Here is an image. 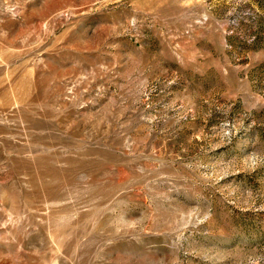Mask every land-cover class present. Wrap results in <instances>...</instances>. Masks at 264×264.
Instances as JSON below:
<instances>
[{
  "label": "rangeland",
  "instance_id": "374dc122",
  "mask_svg": "<svg viewBox=\"0 0 264 264\" xmlns=\"http://www.w3.org/2000/svg\"><path fill=\"white\" fill-rule=\"evenodd\" d=\"M0 264H264V0H0Z\"/></svg>",
  "mask_w": 264,
  "mask_h": 264
}]
</instances>
